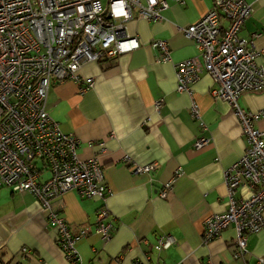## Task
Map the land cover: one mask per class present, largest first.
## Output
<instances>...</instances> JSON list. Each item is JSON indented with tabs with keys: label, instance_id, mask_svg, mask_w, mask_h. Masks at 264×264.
Masks as SVG:
<instances>
[{
	"label": "crops",
	"instance_id": "obj_1",
	"mask_svg": "<svg viewBox=\"0 0 264 264\" xmlns=\"http://www.w3.org/2000/svg\"><path fill=\"white\" fill-rule=\"evenodd\" d=\"M142 2L144 0H141ZM168 7L159 21L126 22L125 34L136 38L137 49L111 60L84 64L82 79L93 86L80 94L73 81L52 83L45 110L62 133L79 140L82 159L97 157L108 187L104 207L112 225L111 238L102 242L95 232L96 213L102 202L82 199L68 191L53 201L69 231L82 264H257L264 257V228L248 236L249 255L234 259L232 226L207 245L201 242L203 221L227 207L223 172L242 155L245 139L229 105L213 99V80L203 72L191 86L193 100L205 124L190 116V98L176 92L174 64L198 58L194 43L182 31L212 9V0H164ZM252 9L239 37L251 41L264 66V0H244ZM105 8L107 0H101ZM220 28L228 24L219 17ZM255 35V37H252ZM165 41L170 61H158L154 42ZM161 101L156 109L155 103ZM238 106L249 112L264 109V91L246 92ZM264 134V118L254 122ZM199 138L209 144L194 149ZM128 155L140 165H154L134 175L122 162ZM166 198L158 196L162 184L173 177ZM49 177L43 171L40 180ZM84 230L86 235L78 237ZM165 235L174 238L167 249L154 246ZM56 230L28 192L15 193L0 186V264H68L56 244Z\"/></svg>",
	"mask_w": 264,
	"mask_h": 264
},
{
	"label": "built area",
	"instance_id": "obj_2",
	"mask_svg": "<svg viewBox=\"0 0 264 264\" xmlns=\"http://www.w3.org/2000/svg\"><path fill=\"white\" fill-rule=\"evenodd\" d=\"M180 2V0H176ZM212 9L183 29L199 53L198 58L174 64L176 92L190 98V116L204 130L191 86L205 72L211 77L213 99L226 102L240 124L245 139L241 157L223 172L227 207L203 221L201 242L207 245L232 226L235 231L233 258L249 255L248 236L264 228V134L254 122L264 118V109L249 112L237 104L246 92L264 91V66L256 63L258 52L251 41L239 37L251 7L244 0H212ZM168 7L164 0H0V186L15 193H30L56 230V244L68 264H82L75 248L76 236L54 207L53 201L68 191L82 199L103 204L96 213L95 232L104 243L110 240L112 225L106 221L104 202L109 192L97 157L82 159L79 140L62 133L45 110L52 83L73 81L80 94L93 86L82 79L79 69L86 63L117 58L138 48L136 38L125 34L126 22L135 19L159 21ZM122 8V11H121ZM119 13V14H118ZM228 24L220 28L219 17ZM255 37V35H252ZM158 61H170L165 41H157ZM161 101L155 103L156 109ZM209 144L199 138L193 148ZM122 162L134 175L145 174L154 165H140L124 155ZM43 171L49 177L40 180ZM173 177L158 193L166 198ZM84 230L78 237H84ZM174 238L165 235L154 249H167ZM119 262V257L115 263ZM264 264V257H257ZM132 264H147L135 259Z\"/></svg>",
	"mask_w": 264,
	"mask_h": 264
},
{
	"label": "clouds",
	"instance_id": "obj_3",
	"mask_svg": "<svg viewBox=\"0 0 264 264\" xmlns=\"http://www.w3.org/2000/svg\"><path fill=\"white\" fill-rule=\"evenodd\" d=\"M121 11H122V8H121Z\"/></svg>",
	"mask_w": 264,
	"mask_h": 264
},
{
	"label": "snow or ice",
	"instance_id": "obj_4",
	"mask_svg": "<svg viewBox=\"0 0 264 264\" xmlns=\"http://www.w3.org/2000/svg\"><path fill=\"white\" fill-rule=\"evenodd\" d=\"M119 14V13H118Z\"/></svg>",
	"mask_w": 264,
	"mask_h": 264
}]
</instances>
